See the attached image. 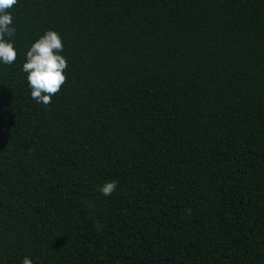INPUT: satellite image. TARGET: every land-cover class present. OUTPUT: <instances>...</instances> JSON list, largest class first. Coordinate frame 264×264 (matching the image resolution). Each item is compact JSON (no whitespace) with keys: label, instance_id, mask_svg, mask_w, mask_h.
I'll use <instances>...</instances> for the list:
<instances>
[{"label":"trees","instance_id":"trees-1","mask_svg":"<svg viewBox=\"0 0 264 264\" xmlns=\"http://www.w3.org/2000/svg\"><path fill=\"white\" fill-rule=\"evenodd\" d=\"M10 11L0 264H264V0ZM48 29L67 68L44 105L21 67Z\"/></svg>","mask_w":264,"mask_h":264},{"label":"clouds","instance_id":"clouds-1","mask_svg":"<svg viewBox=\"0 0 264 264\" xmlns=\"http://www.w3.org/2000/svg\"><path fill=\"white\" fill-rule=\"evenodd\" d=\"M18 0H0V65H11L17 59V49L11 39L16 32L10 11ZM62 37L52 29L45 30L35 39L25 53L21 71L26 73L30 95L37 104L48 105L65 82L66 57L63 52ZM117 188V181L104 182L98 191L110 196ZM21 264H33L25 256Z\"/></svg>","mask_w":264,"mask_h":264}]
</instances>
